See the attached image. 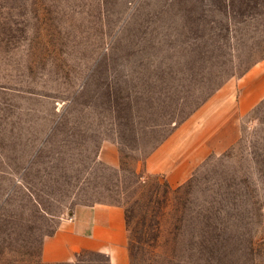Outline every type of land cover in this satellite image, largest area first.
I'll return each instance as SVG.
<instances>
[{
  "label": "rangeland",
  "instance_id": "374dc122",
  "mask_svg": "<svg viewBox=\"0 0 264 264\" xmlns=\"http://www.w3.org/2000/svg\"><path fill=\"white\" fill-rule=\"evenodd\" d=\"M263 90L264 0H0V264L99 203L129 264H264ZM167 140L214 150L171 185L146 170Z\"/></svg>",
  "mask_w": 264,
  "mask_h": 264
},
{
  "label": "crops",
  "instance_id": "0c3cea01",
  "mask_svg": "<svg viewBox=\"0 0 264 264\" xmlns=\"http://www.w3.org/2000/svg\"><path fill=\"white\" fill-rule=\"evenodd\" d=\"M257 71L254 73L256 74ZM264 94V90L262 91ZM261 97L251 95L250 103ZM238 110L242 114L246 107L239 100ZM212 115L201 130L210 127ZM225 122L219 120L218 130ZM236 135L223 139L225 149ZM202 152L191 155V144L173 147L172 141L161 144L146 161V170L151 174H164L169 184L183 182L191 172L194 161L213 152L205 144ZM97 160L110 167L119 163L118 153L113 145H104L97 152ZM192 162V164H191ZM40 260L44 264L72 263L77 261L102 262L107 264H129L127 253V230L123 208L109 204L78 205L71 210L69 218L61 219L56 229L42 241Z\"/></svg>",
  "mask_w": 264,
  "mask_h": 264
}]
</instances>
